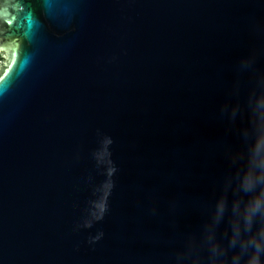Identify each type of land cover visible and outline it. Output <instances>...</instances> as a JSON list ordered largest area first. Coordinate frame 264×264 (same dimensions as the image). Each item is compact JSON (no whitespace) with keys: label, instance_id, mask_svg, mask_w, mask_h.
<instances>
[{"label":"water","instance_id":"95a60500","mask_svg":"<svg viewBox=\"0 0 264 264\" xmlns=\"http://www.w3.org/2000/svg\"><path fill=\"white\" fill-rule=\"evenodd\" d=\"M0 52V264H249L264 0H0Z\"/></svg>","mask_w":264,"mask_h":264},{"label":"clouds","instance_id":"9594fccd","mask_svg":"<svg viewBox=\"0 0 264 264\" xmlns=\"http://www.w3.org/2000/svg\"><path fill=\"white\" fill-rule=\"evenodd\" d=\"M249 104L251 116L253 117L255 139L249 148L248 171L241 183V191L249 197L245 213L250 217L259 216L264 219V85H261L258 95L253 92ZM249 134L246 132L245 136L247 137ZM259 236L264 237V228L261 229ZM232 246L235 247V242ZM251 247L253 251L249 258V264H260V256L264 255V241L257 239ZM247 250V247H241L242 253H246ZM213 252V264H216L219 255H222V253L216 255L215 248ZM188 256H190V253ZM184 258L185 255H180L181 260ZM240 259V255L233 256L232 264H239Z\"/></svg>","mask_w":264,"mask_h":264},{"label":"flooded vegetation","instance_id":"af4514ba","mask_svg":"<svg viewBox=\"0 0 264 264\" xmlns=\"http://www.w3.org/2000/svg\"><path fill=\"white\" fill-rule=\"evenodd\" d=\"M0 57H1V62L4 63L6 61V55H5V53L4 52H0Z\"/></svg>","mask_w":264,"mask_h":264},{"label":"trees","instance_id":"16d2710c","mask_svg":"<svg viewBox=\"0 0 264 264\" xmlns=\"http://www.w3.org/2000/svg\"><path fill=\"white\" fill-rule=\"evenodd\" d=\"M3 62H1V57H0V65H2Z\"/></svg>","mask_w":264,"mask_h":264}]
</instances>
